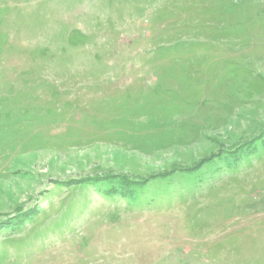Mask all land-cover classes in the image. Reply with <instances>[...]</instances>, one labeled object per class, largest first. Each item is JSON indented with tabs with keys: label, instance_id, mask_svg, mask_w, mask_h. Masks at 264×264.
<instances>
[{
	"label": "rangeland",
	"instance_id": "rangeland-1",
	"mask_svg": "<svg viewBox=\"0 0 264 264\" xmlns=\"http://www.w3.org/2000/svg\"><path fill=\"white\" fill-rule=\"evenodd\" d=\"M0 264H264V0H0Z\"/></svg>",
	"mask_w": 264,
	"mask_h": 264
},
{
	"label": "trees",
	"instance_id": "trees-1",
	"mask_svg": "<svg viewBox=\"0 0 264 264\" xmlns=\"http://www.w3.org/2000/svg\"><path fill=\"white\" fill-rule=\"evenodd\" d=\"M125 201H127L128 205L130 206L131 202L133 201V198L130 196V194H126L122 196Z\"/></svg>",
	"mask_w": 264,
	"mask_h": 264
}]
</instances>
